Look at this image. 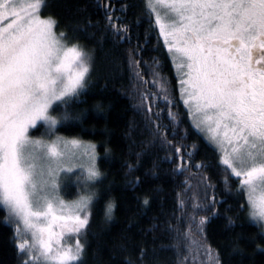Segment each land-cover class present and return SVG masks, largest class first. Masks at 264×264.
Returning <instances> with one entry per match:
<instances>
[{
  "label": "snow or ice",
  "instance_id": "6c2138e0",
  "mask_svg": "<svg viewBox=\"0 0 264 264\" xmlns=\"http://www.w3.org/2000/svg\"><path fill=\"white\" fill-rule=\"evenodd\" d=\"M46 7L47 0H0V210L4 222L13 226L19 264H82L81 235L102 195L97 185L104 173L97 166L95 144L58 133L81 119L74 104L88 86L94 57L78 39L55 30L57 21L43 15ZM102 7L112 35L130 41V27L111 10V3ZM145 8L150 17L155 16L193 126L214 145L225 191L239 205L237 216L247 208L248 220L257 225L264 240V0H146ZM149 23L151 30V19ZM138 52H143L139 43L128 50V60L136 69L137 109L153 142L160 139L168 145L171 155L165 159L175 162L179 157L181 163L174 171L182 174L195 167L208 172L212 164L207 160L192 164V152L185 162L187 146L165 134L169 127L178 131L182 115L172 111L173 90L162 62L153 58L149 64ZM143 65H148L150 81L144 79ZM149 83L152 88L146 87ZM157 100L168 109V124L161 123L163 109L154 110L160 108ZM41 128L38 137L30 134V129ZM136 155L139 163L141 154ZM127 167L131 170L134 165ZM71 175L76 176L78 194L69 202L61 191ZM201 176L208 181L206 190L215 188L210 175ZM233 177L238 180L234 189ZM129 183L135 187L140 178ZM143 203H149L147 197ZM220 203L215 192L209 198L205 191L203 205L194 207L207 216H200L195 224V216L190 218L186 239L193 231L203 237L205 221L219 215ZM113 208L110 199L105 220L112 218ZM230 211L231 205L225 209V227L235 224V218L227 215ZM256 239L251 237L252 242ZM201 247L207 264H221L206 237ZM189 251L185 248L178 255V264H185ZM144 255L141 248L140 264ZM126 264L137 261L126 258Z\"/></svg>",
  "mask_w": 264,
  "mask_h": 264
},
{
  "label": "trees",
  "instance_id": "16d2710c",
  "mask_svg": "<svg viewBox=\"0 0 264 264\" xmlns=\"http://www.w3.org/2000/svg\"><path fill=\"white\" fill-rule=\"evenodd\" d=\"M146 0H47L44 16L57 21L56 30L66 31L79 40L85 50L94 57L88 86L74 104V112L82 113L81 119L70 130L61 128L59 135L89 141L96 145L97 166L104 173L102 184L97 187L103 192L91 209L89 226L83 243L85 252L82 264H126V258L137 259L140 249L145 250L143 264H178V255L189 248L185 264H207L201 245L206 237L211 248L219 254L221 264H264V240L258 234V227L247 218V208L237 216L239 206L232 193L226 192L222 169L217 170L218 155L214 147L193 127L188 111L181 100L177 73L159 36L153 15L145 8ZM111 3L112 11L122 17L130 27L131 40L119 41L106 27L105 8ZM122 6L124 10L121 11ZM151 19V30L150 21ZM143 47V59L151 64L159 58L163 65V75L170 80L173 112L182 115L183 122L178 131L169 127L165 134L174 143L186 145L187 153H194L192 164L207 160L212 164L208 172L195 167L182 174L174 171L181 163L165 159L170 156L168 145L153 137L145 127V119L138 111L139 97L133 69L129 65L128 50L137 44ZM144 79L151 80L148 65H143ZM146 87L152 88L149 83ZM161 111V123L168 124V109L163 100H157ZM99 106V107H97ZM154 127V126H153ZM34 129L33 132H36ZM163 131V130H162ZM180 137H184L183 140ZM105 149H108L106 152ZM137 153H140L137 163ZM134 168L129 169L128 164ZM211 176L215 188L205 189L206 180ZM140 178L133 187L129 181ZM238 184L233 177L232 188ZM77 187L71 182L62 186L63 197L76 196ZM64 191V193H63ZM205 191L211 198L221 201L216 205L218 216L205 221L203 237L193 231L191 239L185 238L189 220L198 223L200 216H207L195 205L205 202ZM145 197L149 203H143ZM114 202L112 218L105 220L104 209L108 200ZM246 204V200H241ZM232 206L227 215L235 218V224L225 227V209ZM5 213L0 210V264H19L15 247L13 226L3 220ZM169 226L172 231H168ZM257 236L255 242L251 237ZM239 236L238 244L235 243ZM183 259V256H180Z\"/></svg>",
  "mask_w": 264,
  "mask_h": 264
},
{
  "label": "rangeland",
  "instance_id": "374dc122",
  "mask_svg": "<svg viewBox=\"0 0 264 264\" xmlns=\"http://www.w3.org/2000/svg\"><path fill=\"white\" fill-rule=\"evenodd\" d=\"M44 17H48V16H44ZM153 17H154V22H155V16L153 15ZM55 30H56V28H55ZM157 30H158V33H159V29L157 28ZM57 31V30H56ZM57 32H59V31H57ZM162 38V40H163V37H161ZM163 42H164V40H163ZM175 69V68H174ZM176 71V70H175ZM182 100V99H181ZM182 102H183V100H182ZM190 122L192 123V125H193V121L190 119ZM194 127V126H193ZM195 128V127H194ZM196 129V128H195ZM33 130L34 129H30V134L31 135H33V136H36V137H38L39 135H40V133L43 131V129L41 128V129H39V130H37L36 132H33ZM197 130V129H196ZM198 131V130H197ZM202 136H203V138L210 144V145H212L207 139H206V135L204 134V133H201L200 131H198ZM59 135V134H58ZM62 136V135H61ZM69 140H71V139H77V138H74V137H67ZM78 140H80V139H78ZM82 142H84V143H91V142H89V141H83V140H81ZM91 144H93V143H91ZM213 147H214V145H212ZM73 171L74 172H76L77 174H78V169H73ZM75 180H76V176L75 175H71L70 176V178L69 179H65L64 180V182H63V184H62V186H65V185H67V182H71L72 184H74L75 186H76V184H75ZM77 190V193H76V196H74L73 198H68V197H63V195H62V192H61V196H62V198L63 199H65L66 201H69V202H71V201H73L74 199H76V197H77V194H78V189H76ZM63 193H64V191H63ZM86 232V231H85ZM85 232L81 235V240L83 241V238H85ZM71 242L72 243H74L75 242V238L73 237L72 239H71Z\"/></svg>",
  "mask_w": 264,
  "mask_h": 264
}]
</instances>
